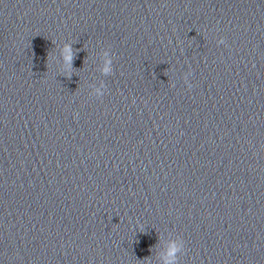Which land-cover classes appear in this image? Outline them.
I'll use <instances>...</instances> for the list:
<instances>
[{"label": "clouds", "instance_id": "obj_1", "mask_svg": "<svg viewBox=\"0 0 264 264\" xmlns=\"http://www.w3.org/2000/svg\"><path fill=\"white\" fill-rule=\"evenodd\" d=\"M68 59L70 60L71 57H68ZM110 63V62H108ZM105 72L110 71V69L108 67H106L104 69ZM180 251V246L173 243L172 245H170L168 253H167V260H166V264H176V259H177V253Z\"/></svg>", "mask_w": 264, "mask_h": 264}]
</instances>
